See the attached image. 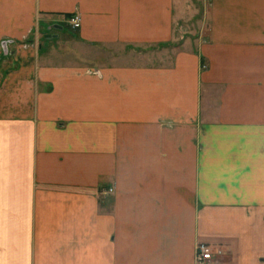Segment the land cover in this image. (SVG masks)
Returning <instances> with one entry per match:
<instances>
[{"label": "crops", "instance_id": "crops-1", "mask_svg": "<svg viewBox=\"0 0 264 264\" xmlns=\"http://www.w3.org/2000/svg\"><path fill=\"white\" fill-rule=\"evenodd\" d=\"M0 264H264V0H0Z\"/></svg>", "mask_w": 264, "mask_h": 264}, {"label": "built area", "instance_id": "built-area-1", "mask_svg": "<svg viewBox=\"0 0 264 264\" xmlns=\"http://www.w3.org/2000/svg\"><path fill=\"white\" fill-rule=\"evenodd\" d=\"M68 20L72 27H78L80 24V19L77 16H72ZM208 258H210L208 247L203 243H199L196 247V259L201 261Z\"/></svg>", "mask_w": 264, "mask_h": 264}, {"label": "water", "instance_id": "water-1", "mask_svg": "<svg viewBox=\"0 0 264 264\" xmlns=\"http://www.w3.org/2000/svg\"><path fill=\"white\" fill-rule=\"evenodd\" d=\"M55 26H56V25H55ZM58 27H59V25H58ZM44 38H45V39H49V38H50V35H49V34H45V35H44Z\"/></svg>", "mask_w": 264, "mask_h": 264}, {"label": "rangeland", "instance_id": "rangeland-1", "mask_svg": "<svg viewBox=\"0 0 264 264\" xmlns=\"http://www.w3.org/2000/svg\"><path fill=\"white\" fill-rule=\"evenodd\" d=\"M92 73H95V74H97L98 73V71L97 70H95V71H92ZM210 252V251H209ZM210 256H211V252H210Z\"/></svg>", "mask_w": 264, "mask_h": 264}]
</instances>
